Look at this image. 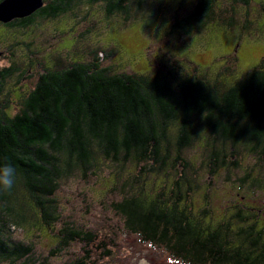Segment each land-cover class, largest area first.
Instances as JSON below:
<instances>
[{
    "label": "trees",
    "instance_id": "1",
    "mask_svg": "<svg viewBox=\"0 0 264 264\" xmlns=\"http://www.w3.org/2000/svg\"><path fill=\"white\" fill-rule=\"evenodd\" d=\"M42 1L30 16L0 26L27 30L36 18L72 13L77 3L101 4L108 16L127 14L129 5L128 0ZM251 5L264 11L252 0H175L170 11L180 33L189 38L211 26L231 31L238 16L249 29L257 20L249 19ZM227 10L231 16L221 18ZM95 50L51 70L38 60L43 71L14 114L6 110L8 99H1L2 77H11L17 68L0 71V166L10 163L16 170L14 187L0 191V264H25L33 258L32 243L9 234L29 222L39 226V220L58 238L50 256L83 246L82 256L63 264H92L94 251L99 258H111L113 242L91 229L70 222L54 228L60 220L55 197L60 184L74 173L100 175L103 168L115 171L123 191L113 206L124 228L145 244L162 246L183 264H264L259 218L264 208L230 206L225 213L233 209L231 217L218 220L207 209L209 202L192 211L189 199L199 186L187 154L202 143L210 178L239 170L243 152L264 160V58L225 84L221 77L233 75L234 67L214 76L190 74L174 59L152 72L129 73L102 66ZM90 53L94 57L89 61ZM27 66L31 71L32 63ZM151 177L164 178L169 189L164 184L153 188L147 183Z\"/></svg>",
    "mask_w": 264,
    "mask_h": 264
},
{
    "label": "rangeland",
    "instance_id": "2",
    "mask_svg": "<svg viewBox=\"0 0 264 264\" xmlns=\"http://www.w3.org/2000/svg\"><path fill=\"white\" fill-rule=\"evenodd\" d=\"M252 1L264 5V0ZM44 2L46 5L50 0ZM128 2L127 14L108 16L101 4L77 3L72 13L52 20L36 18L27 30L0 26V71L17 68L11 77H2L1 99L9 101L6 110L10 114L16 113L17 102L38 81L43 71L37 66L38 60L43 68L51 70L54 64L78 62L86 53L97 49L94 54L103 59L102 66L129 73L152 72L161 66L160 63L174 59L190 74H199V71L214 76L226 67H234L233 75L221 77L225 84H230L264 58V11L256 5L249 9V19L257 18L249 29L242 25L243 19L238 16L233 18L235 23L231 31L211 26L202 34L188 38L180 33L182 31L170 11L175 0ZM230 16L229 10L224 15L222 11L221 18ZM22 31L24 34L20 33ZM94 54H87V60L90 61ZM30 62L31 71L27 66ZM195 148L187 152L197 172L199 186L189 199L192 211H200L209 202L207 209L218 220L231 217L233 209L225 213L230 206L264 208V160L258 161L243 152L239 170L230 174L221 171L210 178L208 162L202 159L200 152L202 143L196 144ZM116 183L112 168H103L100 175L74 173L66 178L55 195L60 220L54 228H62L65 222H70L74 227L91 229L100 239L111 240L112 257L99 258L100 253L94 251L90 257L92 264H183L162 246L145 244L137 235L126 231L113 206L123 195ZM147 183L153 188L163 184L167 189L170 187L164 178L151 177ZM240 183H244L243 187ZM259 218L264 225V210ZM38 222L39 226L29 222L11 229L9 234L15 241H26L34 246V256L25 264H63L83 255V246L77 244L71 247L70 253L50 256L58 238H52L53 233L40 220Z\"/></svg>",
    "mask_w": 264,
    "mask_h": 264
},
{
    "label": "water",
    "instance_id": "3",
    "mask_svg": "<svg viewBox=\"0 0 264 264\" xmlns=\"http://www.w3.org/2000/svg\"><path fill=\"white\" fill-rule=\"evenodd\" d=\"M43 6L42 0H2L0 1V22L30 16Z\"/></svg>",
    "mask_w": 264,
    "mask_h": 264
},
{
    "label": "clouds",
    "instance_id": "4",
    "mask_svg": "<svg viewBox=\"0 0 264 264\" xmlns=\"http://www.w3.org/2000/svg\"><path fill=\"white\" fill-rule=\"evenodd\" d=\"M16 183V170L10 163L0 166V191H10Z\"/></svg>",
    "mask_w": 264,
    "mask_h": 264
}]
</instances>
